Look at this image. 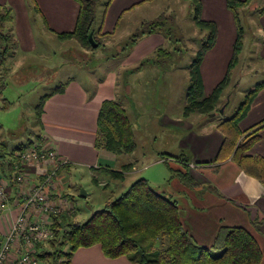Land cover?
<instances>
[{
  "label": "crops",
  "instance_id": "0c3cea01",
  "mask_svg": "<svg viewBox=\"0 0 264 264\" xmlns=\"http://www.w3.org/2000/svg\"><path fill=\"white\" fill-rule=\"evenodd\" d=\"M200 1L202 19L212 21L217 26L215 43L204 54L199 66L202 88L204 89L201 67L206 55L217 46L219 39H221V24H226V27L229 28L228 22L230 25L233 22L234 27L235 23L232 13L226 7V0ZM154 2L156 0H111L108 6H104L103 3L99 4L92 29V36L99 41L101 47L111 48V40L118 33L120 25L125 23L128 27L125 37L128 40L131 35L138 32L146 18H154L153 14L141 16V10L147 6H151ZM0 5L9 7L13 13V21L9 24V27L17 41V48L13 53L14 65L16 62L17 66H23L25 65L24 58H32L35 59L34 65L37 70L40 66L42 67V64L47 62L48 57H51V55L56 56L58 52L57 46L73 40H59L56 34L73 31L78 14V5L74 0H0ZM188 7L191 10L190 4ZM259 7L260 10L257 12L255 18L248 15V7L246 8L245 6L246 10L242 11L243 41L240 55L243 53V48L246 45V40L244 41V39H246L248 30L250 29L249 39L251 37L253 41H256V47L250 50L249 56L253 55L264 61V0ZM133 15H138V18H134ZM248 19L253 20V22ZM249 39L247 38V40ZM259 41L262 42L260 43ZM164 42V37L158 32L139 37L137 42L132 46L129 45L128 40L125 48H119L114 56H110V60H106L103 66L94 70L87 65L81 70L79 62V66L77 63H72L78 68L79 74L67 78L64 82V90L52 94L45 100L42 106L40 121L38 122L40 128L39 135L41 139H45L46 142L51 144V148L56 154V162H63V165H67L63 169L60 167L52 175V182L48 185L47 189L49 192L60 190L62 196L69 199L70 206L74 210L76 209L73 197L59 183L58 177L61 173H86L90 176L92 183L105 184L106 179H97V174H100L99 172L95 173L96 178L94 179L91 171L94 172V170L105 167L114 171H122L125 165H130V169L124 172L120 179L114 180L117 182L114 183L115 190L110 193V196L116 194L119 196L129 186L127 177L130 178L133 174L142 171V169L138 170L135 167L137 162L134 151L141 143L146 144L149 141L147 137L152 135L156 138L154 136L156 132L161 137L169 135L174 139L175 148L183 154L185 144L181 133L184 130L183 125L185 123L189 124L185 120L195 118L198 120V124L204 126V122L201 121L202 119H197L198 117H195V114L187 118L183 117L184 98L182 97L178 98L177 96V98L173 99L170 94L154 98H138L136 96L140 85L153 86L154 83L157 85L154 86V89L165 86L173 90L175 86L173 85L174 79H177L174 69L167 70L162 68L158 72L156 65L147 62L149 55L153 51H157L162 55L166 53L162 47H159ZM73 48L75 55L80 61H85V64L90 63L91 60L88 58L87 51L81 49L78 44L73 45ZM107 62L115 64L107 65ZM50 65L52 64L50 63ZM151 72L155 74H149ZM250 72H254L252 67H250ZM240 82L241 79L234 82V85H238ZM259 84L262 86L254 95L249 109L246 115L239 121L238 127L240 131L260 127L258 131L259 139L246 153L250 156H261L264 158V82ZM259 84H256L254 88ZM56 88L49 93L54 92ZM105 100L118 101L125 110L136 141V148L130 154L115 155L110 151L95 147L98 112L102 102ZM225 100L230 101L229 97L225 98ZM124 101H126V105H124ZM223 103L221 106L226 105ZM144 116L148 117V125H155L160 129L151 128L147 131H142L139 119ZM261 123L262 125H260ZM202 129L211 130L210 126L207 125ZM189 143L192 145L193 140ZM162 149L155 152L157 158L152 160L148 158L149 160L147 161L150 162L144 168L156 162H164L165 164L175 163L176 166H174V169H171L177 175L187 174L191 181L193 183L196 182V184H199L198 181L200 179L205 180L211 184L209 185L210 190H214V193L205 191L193 194L188 189L183 198L174 200L181 212V223L192 240L199 246L208 247L214 240L220 226L243 227L256 240L262 254L261 263H263L264 186L256 179L243 173L230 158L219 163L195 166L184 156L183 158L186 159V162H181L169 154L168 148ZM53 165L52 161L40 165H35L34 163L22 165L20 170L25 178L22 185L15 183L13 180L9 181L4 176L8 183V192L10 193V207L0 215V240L8 230L9 220L15 214V204L13 202L22 201L23 194L27 193L30 187L44 181L46 176L52 172ZM203 168H209L212 176L205 178L202 175L203 177H198L196 174L200 175L203 172L201 171ZM108 185L106 186L108 187ZM198 187V185H195L191 189L197 191ZM204 189L207 188L204 187ZM88 196L89 194L85 192V197L87 198ZM197 197L200 200L202 198V200L198 202L196 200ZM76 213L72 216H75ZM97 247L99 248V246ZM75 253L79 264H95V259L98 260L99 264H127L122 257L116 259L105 258L100 248V254L98 251H94L92 247L80 248ZM80 259L81 262L79 261Z\"/></svg>",
  "mask_w": 264,
  "mask_h": 264
},
{
  "label": "trees",
  "instance_id": "16d2710c",
  "mask_svg": "<svg viewBox=\"0 0 264 264\" xmlns=\"http://www.w3.org/2000/svg\"><path fill=\"white\" fill-rule=\"evenodd\" d=\"M74 1L78 5V14L73 31L58 33L56 36L59 40L73 38L83 48L92 49L88 35L95 23L97 7L101 3L108 6L111 0ZM187 1L191 7V20L200 30L205 31V35L189 65V82L184 95L183 115L188 116L194 112L210 115L219 111L220 96L230 85V75L242 48L243 29L238 11L245 8L251 0H226V7L232 13L235 23L236 39L225 76L207 96L203 95L199 66L204 54L215 43L217 26L212 21L202 19L200 0ZM12 21V10L0 5V109L11 106L3 97V91L10 74L8 58L17 48V41L9 27ZM162 25L160 21H151L148 25L150 28L142 26L143 30L131 35L129 45L132 46L143 35L160 33ZM92 39L99 47V41L94 36ZM64 86V83L60 84L54 92L40 98L35 106L38 121L45 100L54 93L62 92ZM261 86L259 84L247 93L234 115L217 125L222 142L214 163L230 158L243 173L264 186V158L246 153L259 139L260 127L246 131H240L238 127L239 121L246 115L254 95ZM227 101L224 103L227 104L229 102ZM34 140L41 142L43 139L38 134ZM34 140H27L26 143H20L14 148L0 142V173L3 177L11 181L13 176L20 172L14 168L19 160L17 153L36 143ZM95 147L115 155L130 154L135 150L136 141L132 126L118 101L102 102L98 112ZM174 158L186 162L183 157ZM61 167L63 169L67 165ZM128 169L130 165H125L122 171ZM101 170L107 172L111 180L122 177L120 171L107 167ZM180 177L191 184L192 181L187 174ZM180 213L172 198L156 192L146 179L139 178L121 195L105 202L102 209L93 212L85 221L73 220L72 216L68 215L52 217L49 227L52 237L46 242L38 243L34 247L33 255L39 264H71V256L76 250L99 246L105 258L126 257L132 264H260L261 250L254 237L243 227L221 226L211 245L203 247L197 245L185 230Z\"/></svg>",
  "mask_w": 264,
  "mask_h": 264
},
{
  "label": "rangeland",
  "instance_id": "374dc122",
  "mask_svg": "<svg viewBox=\"0 0 264 264\" xmlns=\"http://www.w3.org/2000/svg\"><path fill=\"white\" fill-rule=\"evenodd\" d=\"M262 3L263 0L250 1L249 5L246 6L249 10L248 15L255 18L257 12L260 10L259 6H261ZM188 6L189 2L187 0H156L151 6H147L141 10V16H149L150 14L154 15L153 19L146 18L143 21L142 26L150 28L148 25L151 21H160L163 23L160 34L164 37L165 42L159 47H162L166 53L162 55L157 51H153V53L149 55L147 62L156 65L158 72H160L162 68L167 70L174 69L177 79H174L173 85L175 86L173 90L170 87L165 86H160L154 89V86H157L154 83L153 86L140 85L136 92L138 98H154L164 95L168 96V94H170L173 99L177 98V96L178 98H184L186 87L189 82V65L196 55L205 34V31L200 30L191 20V10ZM245 10V8H242L238 11L241 26H243L242 11ZM156 14L159 15L156 16ZM133 17H136L137 19L138 15H133ZM248 20L250 21L251 19ZM251 21L253 22V20ZM142 26L138 32L143 30ZM228 27L229 28L226 27V24H221V39H219L217 46L206 55L201 67L202 79L204 82V95H208L213 87L224 77L227 65L232 57L236 30L233 22H231V25L228 22ZM127 28L128 27L125 23L120 25L118 33L111 40V48L99 46L87 49L83 48L75 39L70 38L73 40L57 46L58 52L56 56L54 57L51 55V57H48L47 62L42 64V67L40 66L37 70L34 65L35 59L24 58L25 65H19V67L16 65V62L14 65L15 60H13V54L10 55L7 64L10 68V74L6 81L7 85L3 91V97L11 103V106L7 109H0V142L5 143L9 148H14L20 143H26L27 140H34L35 136L40 134L39 121L35 113V106L39 103L40 96L51 92L55 87L63 84L70 76L79 74L78 68L72 63H77L78 65L79 62L81 70L85 65L91 67L92 70L103 66L106 60L111 59V55L114 56L119 48H125L127 41H130L131 36L128 40L127 37H125ZM248 33L246 39H244V41L246 40V45L243 48V53L241 55L239 54L236 65L233 67L234 70L231 72L230 86L224 90L218 102V105L220 106L226 101L225 98L229 97L230 101L225 105L223 112L215 111L213 116L198 112L191 113L188 116L183 115L184 118H187L195 114V117H198L197 119H202L201 121L204 122V126H210L211 130L202 129L204 126L198 124V120L195 118L185 120L188 121L189 124L185 123L183 125L184 130L181 133L185 144L183 154L180 150L175 148L174 139L169 135L161 137L160 134L158 135L156 132L154 135L156 138L152 135L147 137L149 141L146 144L141 143L134 151L137 162L135 167L138 170L142 169V171L133 174L130 178L127 177V183L129 185L139 178L147 179L149 185L156 192L170 197L173 200L183 198L188 189L191 190L193 194L205 191L214 193L213 189L210 190L209 185L211 184L205 180L200 179L198 181L199 184H196V182H191V184H189L187 181L183 180L171 169H174V166H176L175 163L165 164L164 162H156L148 167L144 168V166L150 162L147 160L157 158L155 152L162 148V150L168 148L169 154L173 155V157L184 156V158L189 160V162L195 166L214 163L215 155L222 141V135L218 130L217 125L223 120L232 117L240 103L243 102L246 93L253 89L256 84L264 82V61L258 59L256 56H249L250 50H253V48L256 47V41H253L251 37L249 39L250 33ZM247 38L249 40H247ZM259 42L261 43L262 41ZM49 43L52 45L51 42ZM76 43L81 49L88 52V58L91 60L90 63L85 64V61H80L79 58H77L73 48V45H77ZM50 63L52 65H50ZM107 63V65L115 64L112 62ZM250 67L254 69V72H250ZM80 73H82V71H80ZM99 73L101 72L99 71ZM149 74L153 75L155 73L151 72ZM239 79H241V82L238 85H234V82H237ZM131 96L133 95L131 94ZM124 105H126V101H124ZM147 118L148 117L144 116L139 119L142 131H147L151 128H156L157 130L160 129L155 125H148L149 120ZM191 140H193L192 145L189 143ZM34 142L36 141L34 140ZM44 142L46 146H51V144L46 142L45 139ZM31 146L32 145L29 147ZM50 161H52L51 158L42 163ZM28 163H34L35 165L42 164L34 161H28L26 164ZM63 164L64 163H62L57 169L59 170ZM201 171L203 172L200 175L196 174L198 177H201L202 175H204L205 178L212 176L209 168H203ZM96 172L100 173L97 174V179L100 178L101 180H107L105 181V184L97 182L92 183L90 176L86 173L76 174V172H63L60 174L58 177L59 183L61 186H64L66 192L73 197V203L76 209L69 210L67 208L69 207L68 203H61L62 206L66 207L65 210H62V215H68L71 217L77 212L75 216H72V219L85 221L93 212L102 209L105 202L118 197V194L110 196V193L115 190L114 183L117 181L109 179L107 172L104 170L102 171L101 169L94 170V172L91 171L94 179L96 178ZM120 172L123 174L126 171L123 172L120 170ZM0 175L3 178L1 173ZM3 179L5 180V178ZM107 184H109L108 187L106 186ZM195 185L199 186L197 191L191 189ZM204 187L207 189H204ZM30 189L31 187L29 188V191ZM82 190L89 194L87 198L80 196ZM196 200L200 202L202 198L200 200L199 197H197ZM50 203L55 204L58 202L55 200ZM39 216L43 220L46 219V215L44 214ZM52 217L55 216L49 217V222H51ZM92 249L99 253V248L97 246L92 247ZM75 252L71 256V264H79ZM122 259H124L127 264H132L126 257H122ZM79 261L81 262V259ZM94 263L99 264L96 259L94 260ZM260 264H264V260L263 263L260 262Z\"/></svg>",
  "mask_w": 264,
  "mask_h": 264
},
{
  "label": "built area",
  "instance_id": "2783aa9c",
  "mask_svg": "<svg viewBox=\"0 0 264 264\" xmlns=\"http://www.w3.org/2000/svg\"><path fill=\"white\" fill-rule=\"evenodd\" d=\"M43 141L36 142L23 152L17 153L19 160L15 163L14 168L20 172L13 176V181L21 185L24 183L25 178L20 169L28 161L42 163L51 158L54 165L52 172L46 176L44 181L33 185L30 191L23 194L22 201L13 202L15 204V214L9 220L8 230L0 240V264H39L33 255L34 247L52 237L49 228L51 224L48 221L49 217L62 215V210L66 208L61 205L64 202L68 203L69 207L67 208L69 210H73L68 198L63 197L57 190L49 192L47 189L52 182V175L63 162H56L54 150L51 146H46ZM3 178L0 175V215L10 207L8 183ZM55 200L58 203H50ZM41 214L46 215V219H41L39 216Z\"/></svg>",
  "mask_w": 264,
  "mask_h": 264
},
{
  "label": "water",
  "instance_id": "95a60500",
  "mask_svg": "<svg viewBox=\"0 0 264 264\" xmlns=\"http://www.w3.org/2000/svg\"><path fill=\"white\" fill-rule=\"evenodd\" d=\"M88 40H89V43L91 44L92 47H97V43H95L92 39V32L88 35ZM225 108V105H222L220 108H219V112H223V109ZM209 116H213V114H210ZM80 196L81 197H85V192L82 190L81 193H80Z\"/></svg>",
  "mask_w": 264,
  "mask_h": 264
}]
</instances>
